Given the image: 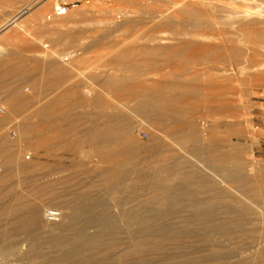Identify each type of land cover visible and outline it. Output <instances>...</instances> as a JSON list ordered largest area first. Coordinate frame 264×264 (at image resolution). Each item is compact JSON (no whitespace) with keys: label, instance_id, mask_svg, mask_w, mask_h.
Masks as SVG:
<instances>
[{"label":"rangeland","instance_id":"obj_1","mask_svg":"<svg viewBox=\"0 0 264 264\" xmlns=\"http://www.w3.org/2000/svg\"><path fill=\"white\" fill-rule=\"evenodd\" d=\"M263 4L264 0H0V26L21 17L8 32L10 38L0 43L7 51L0 104L9 108V92L21 96L16 114L0 125V159H12L9 169L0 167V264H40L44 259L38 252L52 258L69 251L71 246L53 250L46 241L54 236L47 214L51 209L83 211L84 204L77 201L82 195L100 198L103 207L98 211L110 216L90 225L89 214L82 212L80 226L95 244H87L62 264L248 260L255 250L237 258L238 248L251 240L248 232L231 243L205 227L187 228L184 221L195 219L185 217L190 212L177 205L155 204L164 214L158 223L172 231L146 238L147 244L133 253L132 245L142 238L122 213L137 203L117 207L100 181L130 161L141 167H171L183 159L194 178L216 187L217 194H207L220 200L213 198L214 203L232 206V211L249 206L255 223L262 219L237 190L232 173L238 157L253 182L244 194L261 204ZM28 5L31 9L24 10ZM59 7L67 12L58 15ZM68 54L75 58L58 61ZM109 119L114 124L131 122V134L124 139L131 153L113 154L106 144L88 142V132L103 131ZM19 120L31 126L22 140ZM134 192L145 201L159 195L145 184L129 189ZM16 208H22L25 217L40 210L41 229L10 232L12 221L19 219L11 213ZM224 213L219 212L220 219L228 217ZM26 254L34 255L23 261Z\"/></svg>","mask_w":264,"mask_h":264},{"label":"bare ground","instance_id":"obj_2","mask_svg":"<svg viewBox=\"0 0 264 264\" xmlns=\"http://www.w3.org/2000/svg\"><path fill=\"white\" fill-rule=\"evenodd\" d=\"M26 7L27 8L24 9L26 11L31 9L30 5ZM262 7L264 8V4ZM60 9L62 8H58L57 10ZM65 12L67 11L60 12L58 15L64 14ZM262 12L264 13V11ZM20 19L21 17L17 16L11 21H9V19L7 23L0 26V43L2 40H5V38H10L8 32L12 26L19 25ZM44 48H49V45L45 44ZM6 52L5 49H0V81L7 75V71L4 69L5 65H7L5 59ZM44 56L45 55L42 54L38 55L40 59H44ZM73 58H75V54L64 55L59 58V60L56 59L59 62H68ZM20 97L21 96H18L13 92H9L6 99L9 108L5 109H9L10 111L9 113L6 111L5 115L0 116V125H7L10 117L9 115L16 114L17 108L21 107ZM17 123L21 133L19 140H22L25 132L29 131L31 126L21 123L20 120ZM130 123V121H124V123L121 124H114L113 120L110 121L109 119L108 125L103 131L90 130L87 134V140L92 145L106 144L108 150L113 152V154L131 153L132 149L127 147L124 141V139L131 134L132 124ZM181 149L183 150L182 146ZM0 160V167L9 169L12 159L2 156ZM236 161V167L234 169L236 172L233 171L232 173L236 174L234 177L232 176L234 178L232 180L239 184L240 189H237L238 191L247 193L249 192L248 186L253 182H251V179L245 175V163L238 157ZM175 169L176 173H172L171 170ZM222 171L225 172L224 170ZM194 176L195 173L186 166V162L183 159H178L171 167L167 164L141 167L140 164L130 161L127 164L118 166L112 175L106 174L101 178L100 182L102 186L107 189V193L112 196L117 207L130 203H137V205L132 207V210L129 213H122L124 216L128 217L126 224L134 229L138 236L137 238H142V242L132 245L131 251L133 253H138L139 249L147 244L146 238H149L150 236H156L159 232V234L164 235L172 231L169 226L158 223V218H161L164 214L156 209L155 204H160L162 208L177 205L182 206L190 212L185 217L195 219L184 221L187 228L193 226L197 227L199 230L202 227H205L208 231L215 232L221 236H226L227 240L231 243L235 242L237 237L243 234L245 235L246 232L250 234L251 240L247 246L239 247L237 253L238 258L242 254H248L252 250H255L256 252L252 253L248 260L239 259L233 261L231 259L219 257L217 258V264H264V238L260 237L261 231L263 232L264 230V189H258V191L261 190V192L258 193L263 194H259L260 199L262 198L261 204L254 203L242 193L244 200L251 201V205L256 207L258 216L262 217V219L255 223L253 219V215L255 214L253 211L254 208L249 206H238V211H232V206L220 204L221 202L214 203L213 198L216 197L211 198L210 196H207V194H217L218 190L216 187L206 179L201 177L194 178ZM191 177L194 178V180L190 181ZM141 184H145L152 192L159 193L158 196L153 198L152 201L154 202L143 200V195L140 196L137 192L129 193V189H135ZM77 201L84 204L82 208L83 211H73L69 214L68 212H63L61 213L62 219L59 224L51 222L47 223V227L54 236L51 235V238L46 241L50 243L53 250H61L65 246H71V248L60 256L52 258H47L44 253L38 252V255L43 256L44 259L40 264H62L65 260H69L70 256H78L77 253L82 252L87 244H95L92 238L89 235H86L85 229L80 226L82 212L89 214L90 220H88V223L90 225H95L96 223L99 224L105 216L109 217L110 214H100L98 210L100 207H103V202L98 197L88 198V196L82 195L78 197ZM217 201L220 200L217 199ZM52 210L53 209H51V211ZM221 211H225L224 214H227L228 217L220 219L219 212ZM40 212V210H35L30 216L25 217L22 208L13 209L11 213L19 219L12 221V230L10 232L14 234H26L40 230L43 226ZM259 224L262 225V227L259 226ZM194 232H196V230L190 232L185 231V235L190 236L193 235ZM38 246H40L39 242L37 248ZM33 255L34 254H26L22 260L25 261ZM258 258L260 260H258ZM252 259L254 261L250 262L249 260Z\"/></svg>","mask_w":264,"mask_h":264},{"label":"built area","instance_id":"obj_3","mask_svg":"<svg viewBox=\"0 0 264 264\" xmlns=\"http://www.w3.org/2000/svg\"><path fill=\"white\" fill-rule=\"evenodd\" d=\"M57 11H58V13H60V12L62 13L63 11H65V9H60V10H57ZM5 113H6V109L4 108V106L2 104H0V116L5 115ZM12 135L16 136L17 134L15 132H13ZM0 162H1V160H0ZM47 218L51 222L59 221L60 218H61V212H59L57 210L49 211L48 214H47Z\"/></svg>","mask_w":264,"mask_h":264}]
</instances>
